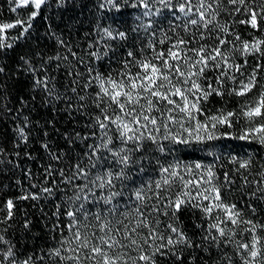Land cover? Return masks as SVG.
I'll list each match as a JSON object with an SVG mask.
<instances>
[{"label":"snow or ice","instance_id":"obj_1","mask_svg":"<svg viewBox=\"0 0 264 264\" xmlns=\"http://www.w3.org/2000/svg\"><path fill=\"white\" fill-rule=\"evenodd\" d=\"M8 3L0 264H264V0Z\"/></svg>","mask_w":264,"mask_h":264},{"label":"trees","instance_id":"obj_2","mask_svg":"<svg viewBox=\"0 0 264 264\" xmlns=\"http://www.w3.org/2000/svg\"><path fill=\"white\" fill-rule=\"evenodd\" d=\"M9 8H10V5L8 3V0H0V22H11L16 18V15L14 13L10 12ZM68 15L71 16V15H73V13L69 12ZM81 18L86 20L88 18L87 14ZM87 27H88V25H87V23H85L80 29V34L79 35H73L71 38L73 40H79L80 36L83 35V32L87 29ZM43 28H44L43 22H37L36 29L34 31L38 32L39 34L42 35L43 34ZM16 31L17 30H15V29L10 30V34L15 35ZM48 43H50V42H48ZM24 50H26V49H17L16 53H10V56L13 57L12 59L8 60L10 67L14 65L15 55L20 53L21 51H24ZM40 115L44 116V110H40ZM0 131L7 132L8 135L10 136V125L0 126ZM60 143H62V141ZM8 147H11L10 143L8 144ZM18 176H19V174H18ZM18 176H17V178H18ZM0 184L11 185V187H6L3 189V196L5 198L13 197V196L19 194L20 189L15 185L14 179L12 181H9L7 179H0ZM24 207L28 208L27 203L24 204ZM48 207L50 208L51 205H49ZM28 210L33 212V218H34V222L36 224V227L34 228L33 231L34 232H40L42 224L39 220L35 219V217L39 216V213L36 212L34 209H28ZM41 235L43 237L45 234L41 233ZM28 242L31 243V241H28ZM37 243H41V241H37Z\"/></svg>","mask_w":264,"mask_h":264}]
</instances>
